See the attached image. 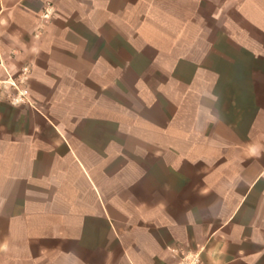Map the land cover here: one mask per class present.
<instances>
[{
	"label": "crops",
	"instance_id": "obj_1",
	"mask_svg": "<svg viewBox=\"0 0 264 264\" xmlns=\"http://www.w3.org/2000/svg\"><path fill=\"white\" fill-rule=\"evenodd\" d=\"M156 1L0 0V264H264V0ZM142 39L192 73L139 125Z\"/></svg>",
	"mask_w": 264,
	"mask_h": 264
},
{
	"label": "rangeland",
	"instance_id": "obj_2",
	"mask_svg": "<svg viewBox=\"0 0 264 264\" xmlns=\"http://www.w3.org/2000/svg\"><path fill=\"white\" fill-rule=\"evenodd\" d=\"M128 1L133 5V8L130 11V16L134 17L136 20L139 21L144 13H146L147 6H153V12L157 15H160L162 12V2L156 1V0H120L121 6H123V2ZM148 9V8H147ZM138 29L142 28L143 26H146L144 23H138ZM161 25V24H160ZM122 31L128 32L129 26L131 27V30H133L134 23H128L127 21H122L121 23ZM172 27H174L172 25ZM139 29V30H140ZM173 29V28H172ZM130 30V31H131ZM160 41V40H159ZM138 43L140 44L141 50L138 51L137 56L135 57V60H132L131 65L128 67L129 70L127 72H124V76L127 79H136V82L138 84V89L142 90V92L146 93V98L143 100H140L138 98V102H133L132 100V94L134 92L131 91V89L128 88V86L125 84L126 82L122 83L121 88V107L122 110H126L127 112H131V114H136L138 116V123L141 125V123H160L161 121L159 119H156L155 116L159 112L164 109L165 104H167V108L170 110L172 107H175V104L168 102L164 103V100L162 96L165 94V91L169 92V94H177L178 91L182 89L179 87H176V83L179 81H187L191 75V71H189L186 68H181L179 70L174 71H167V70H161L159 68H156V66H152L151 63L152 58L154 57V52L152 49H149L147 47H144L145 40H138ZM124 49H122L121 54V62H124L125 56ZM160 64V62H159ZM168 83L174 84L173 86H167ZM11 92V91H10ZM13 93V92H12ZM13 96L12 94L10 95ZM158 112V113H157ZM142 117V118H139ZM144 137V136H142ZM148 139H151L153 143H159L161 140V136L159 134H153L150 136H146ZM170 142L175 143L174 138H170ZM220 160H218L219 162Z\"/></svg>",
	"mask_w": 264,
	"mask_h": 264
},
{
	"label": "built area",
	"instance_id": "obj_3",
	"mask_svg": "<svg viewBox=\"0 0 264 264\" xmlns=\"http://www.w3.org/2000/svg\"><path fill=\"white\" fill-rule=\"evenodd\" d=\"M50 12L51 10L49 9V7H45L43 15L48 16ZM11 84L17 90L16 95L12 96L11 100L12 101L22 100L24 91L22 90L20 92L14 82H12ZM177 255L178 257H177L175 264H206L202 258L201 249L194 250V251L177 252Z\"/></svg>",
	"mask_w": 264,
	"mask_h": 264
}]
</instances>
